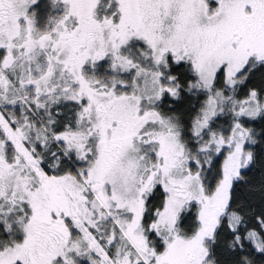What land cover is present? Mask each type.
<instances>
[{"label": "snow or ice", "instance_id": "obj_1", "mask_svg": "<svg viewBox=\"0 0 264 264\" xmlns=\"http://www.w3.org/2000/svg\"><path fill=\"white\" fill-rule=\"evenodd\" d=\"M0 264H264V0H0Z\"/></svg>", "mask_w": 264, "mask_h": 264}]
</instances>
